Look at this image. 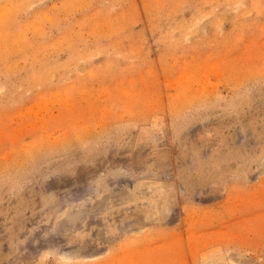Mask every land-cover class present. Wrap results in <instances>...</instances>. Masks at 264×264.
I'll return each instance as SVG.
<instances>
[{"label":"rangeland","instance_id":"obj_1","mask_svg":"<svg viewBox=\"0 0 264 264\" xmlns=\"http://www.w3.org/2000/svg\"><path fill=\"white\" fill-rule=\"evenodd\" d=\"M0 264H264V0H0Z\"/></svg>","mask_w":264,"mask_h":264},{"label":"bare ground","instance_id":"obj_2","mask_svg":"<svg viewBox=\"0 0 264 264\" xmlns=\"http://www.w3.org/2000/svg\"><path fill=\"white\" fill-rule=\"evenodd\" d=\"M68 18V17H67ZM36 74V73H35ZM50 80V79H49Z\"/></svg>","mask_w":264,"mask_h":264}]
</instances>
